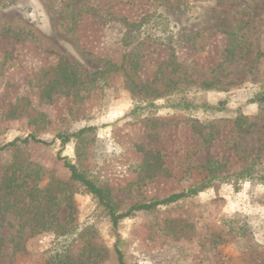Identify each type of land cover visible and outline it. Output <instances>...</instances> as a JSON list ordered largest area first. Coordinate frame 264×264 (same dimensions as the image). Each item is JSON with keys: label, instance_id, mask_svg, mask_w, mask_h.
I'll return each instance as SVG.
<instances>
[{"label": "rangeland", "instance_id": "1", "mask_svg": "<svg viewBox=\"0 0 264 264\" xmlns=\"http://www.w3.org/2000/svg\"><path fill=\"white\" fill-rule=\"evenodd\" d=\"M5 3L0 264H264V0Z\"/></svg>", "mask_w": 264, "mask_h": 264}, {"label": "trees", "instance_id": "2", "mask_svg": "<svg viewBox=\"0 0 264 264\" xmlns=\"http://www.w3.org/2000/svg\"><path fill=\"white\" fill-rule=\"evenodd\" d=\"M5 0H0V5L4 6ZM70 139V137H63V141L67 142ZM30 139L29 138H24V139H20V138H16L14 141L6 143L4 145H0V151L8 148L9 146H12L14 144L17 143V141H21V142H28ZM33 141L36 142H41L40 139H37L35 137H32ZM66 165L70 168L71 173H72V178L75 179L76 181L81 182L90 193L94 194L97 196L98 201L100 204L104 205L108 210L109 213L112 217V221L114 223V225H116L119 220L121 218H124L126 216H129L130 214H132L134 211H138V210H151L154 209L160 205H165V204H169L175 201H178L182 198L188 197L190 195L196 194L199 191H201L200 188L198 187H194L188 191H181L178 193H174L171 194L170 196L160 199V200H156V201H152V202H148V203H143L140 205H134L132 206L128 211L124 212V213H117L114 210V207L112 206V204L109 202V198L107 195V190H105V188L100 187L98 185H96L92 180H90L89 178H87L86 176H84L76 167V165L67 162ZM245 171L249 170L248 167L246 169H244ZM248 178H253L251 173H247L246 175ZM261 178H264V175L261 176ZM116 251L118 254V260H119V264H125V260H124V255L122 253V251L120 250L119 246L116 243Z\"/></svg>", "mask_w": 264, "mask_h": 264}]
</instances>
